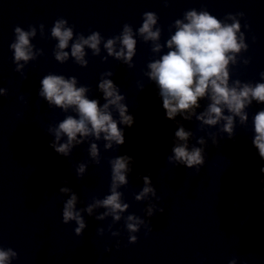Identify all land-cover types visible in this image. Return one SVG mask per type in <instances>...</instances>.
I'll list each match as a JSON object with an SVG mask.
<instances>
[{
	"label": "water",
	"instance_id": "1",
	"mask_svg": "<svg viewBox=\"0 0 264 264\" xmlns=\"http://www.w3.org/2000/svg\"><path fill=\"white\" fill-rule=\"evenodd\" d=\"M191 9L209 11L227 23H232L230 13L245 14L236 19L249 47L230 65L231 78L258 81L264 71V0H0V87L7 90L0 96V246L17 251L13 264H201V257L206 258L204 264H228L233 257L238 264H264V184L259 182L264 161L251 144L250 128L237 122L233 139L218 134L223 135L218 145L208 139L205 164L198 173L167 160L177 125L163 118L158 89L145 73L151 60L168 51L166 41L176 30L175 20L183 19ZM145 11L158 15L156 27L161 29L163 47L159 53L153 52V42L137 34L136 55L129 67L108 55L103 43L118 36L125 23L135 32ZM61 18L72 27L73 40L93 31L104 38L99 54L85 48L86 65L78 64L71 55L64 62L56 60L58 40L51 28ZM16 26L36 30L30 37L34 58L20 61L24 65L20 70H16L10 48ZM71 43L64 51L70 53ZM246 59L250 60L247 64ZM108 71L113 73L108 78L120 87L135 116L134 125L126 129L125 144L105 150V142L97 141L99 165L91 162L87 141L67 158L58 155L49 146L54 135L48 129L72 113L49 105L38 95L41 78L49 73L74 76L77 86H86L87 95L103 103L98 82ZM201 103L203 110L207 101ZM260 108L264 104L255 101L248 107L249 125ZM184 124L194 132L190 143L200 136L207 139V132L219 127L201 130L195 119ZM124 153L135 158L129 183L119 189L130 205L125 215L150 220L151 232L145 235L142 227L136 233L138 240L129 243L121 220L112 227V231L119 229L120 236H112L108 230L112 218H95L104 211L100 208L93 216L83 214L87 227L76 235L75 222H62L59 188L71 187L82 201L78 207H86L93 198L102 199L109 192L108 161ZM79 162H86L88 168L78 178L75 168ZM144 174L151 175L161 197L156 203L164 208L152 217L144 211L147 201L135 200ZM98 227L105 228L103 235L97 233Z\"/></svg>",
	"mask_w": 264,
	"mask_h": 264
},
{
	"label": "clouds",
	"instance_id": "2",
	"mask_svg": "<svg viewBox=\"0 0 264 264\" xmlns=\"http://www.w3.org/2000/svg\"><path fill=\"white\" fill-rule=\"evenodd\" d=\"M236 15L244 16L243 12L235 15L229 14L232 23L220 20L209 11L188 10L183 19L174 22L175 32L166 41L167 52L158 59L151 60L147 64L145 73L149 80L154 82L164 110V119L173 121L177 127L173 134L171 154L167 156L169 163L195 169L198 173L205 164L208 139L213 145H218L223 135L233 139L237 122L249 127L252 133L251 144L256 149L261 161H264V108H260L251 116L249 125L248 107L253 101L264 104V71L259 73L260 79L253 82H245L240 79L232 80L230 65L237 63V55L242 50L247 51L245 32L241 31L240 21ZM158 15L154 11H145L142 14V23L138 29L125 23L118 36L108 38L103 47L108 55L114 56L123 63L132 67V61L136 55L137 39L139 34L144 41H152V51L159 53L163 47L159 43L161 29L156 27ZM66 19H58L51 28V35L58 40L55 58L64 62L69 55L80 65H86L85 48L93 50V54L100 53V45L104 39L99 31H93L90 35H79L73 40L72 27L66 26ZM245 28H249L245 24ZM15 42L10 45L13 50V61L16 70L24 67L20 61L27 63L34 58L33 45L30 37L35 36V28L26 31L20 26L14 28ZM71 43L70 53L64 51ZM119 45V47H117ZM246 59L244 63H249ZM111 71L101 74L98 89L103 95L104 102L97 98H90L86 86H77L76 77L49 73L40 80L38 95L45 99L49 105L60 108L66 115L55 126H50L48 131L54 135L50 147L60 156L69 157L73 149L82 143L90 142L88 154L91 162L99 165L101 153L97 141L103 140L105 150L118 148L125 144L126 129L135 123V116L130 111L126 102V96L120 87L108 77ZM141 90L143 85H139ZM7 90L0 87V96L6 95ZM24 100L23 95L20 96ZM201 101H207L202 108ZM26 103V101H25ZM199 110V111H198ZM179 117V119H178ZM195 119L199 122V128L205 126L214 128L215 132H207L205 136L196 138V143H190L194 137L191 129H186L184 121ZM199 145V146H197ZM110 185L109 192L102 199L93 198L86 207H78L81 204L78 194L71 187H60L62 194V222L65 224L75 222L74 232L81 235L87 227L84 213L93 216L94 210L103 208V212L95 214L97 220L112 218L108 230L115 237L120 236L119 229L112 231L115 223L123 220L128 232V242L135 243L141 228L145 229V235L152 230L150 220L140 215L127 214L130 205L124 200V193L119 189L129 183V174L133 171L135 158L127 153L116 155L109 159ZM88 164L79 162L75 168L77 177H83ZM259 172L264 174V164L259 167ZM143 181L142 190L135 195L136 201H147L145 212L147 217H152L155 212H164L163 207H158L156 201L161 199L152 182L150 174L140 177ZM259 182L264 184V175ZM264 203V201H262ZM104 227H98L97 233L103 235ZM116 247H120L119 240ZM110 251V249H108ZM18 258V253L12 247L0 246V264H13ZM206 258L201 257V264ZM228 264H238V258L228 260ZM246 264V262H242Z\"/></svg>",
	"mask_w": 264,
	"mask_h": 264
}]
</instances>
